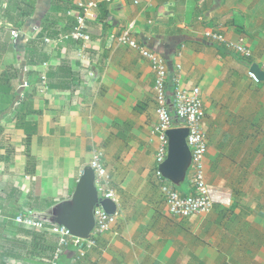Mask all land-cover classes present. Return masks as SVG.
Here are the masks:
<instances>
[{"label":"crops","instance_id":"obj_1","mask_svg":"<svg viewBox=\"0 0 264 264\" xmlns=\"http://www.w3.org/2000/svg\"><path fill=\"white\" fill-rule=\"evenodd\" d=\"M80 1L97 4L85 43L62 38ZM129 21L139 43L165 56L169 93L200 89L208 213L176 217L159 189L154 76L117 43ZM205 25L246 37L252 56L208 41ZM0 56L16 71L15 103L0 114V242L31 237L9 209L41 213L70 199L97 147L117 218L84 258L64 245L59 264H264V80L249 75L264 63V0H0ZM190 176L175 185L182 194L193 193ZM35 234L27 262L51 264L57 237ZM15 252L6 263L25 264Z\"/></svg>","mask_w":264,"mask_h":264},{"label":"built area","instance_id":"obj_2","mask_svg":"<svg viewBox=\"0 0 264 264\" xmlns=\"http://www.w3.org/2000/svg\"><path fill=\"white\" fill-rule=\"evenodd\" d=\"M96 5L94 1H80L77 3L78 11L74 15L75 24L73 29L71 32L62 35V38H70L83 43L89 41L87 17L95 16L93 9ZM201 20L204 19L201 18ZM135 29V21H129L118 35L117 43L137 50L149 62L154 76L153 90L157 123L153 131L158 137L155 150L157 164L155 175L159 181V189L169 212L176 217L208 213L212 208L213 200L211 189L206 181L208 140L203 128L205 111L200 89L195 87L189 90H181L176 87L172 93H169L167 87L169 68L165 56L147 45L139 43L134 36ZM202 35L208 41L221 44L245 59L252 56V50L244 36L229 39L215 25H205ZM45 40L49 41L48 39ZM260 69L264 71V63L260 66ZM249 75L254 77L251 72H249ZM172 127H186L188 129L186 141L191 153L189 166L191 171L190 182L193 188L191 194H182L178 191L174 184L161 174L158 168L166 157L168 143L166 131ZM103 158V150L94 147L89 166L95 174V187L98 197L99 200L110 199L117 204V197L110 186V176L103 164ZM23 212L27 214H23ZM23 212L14 217V223L33 230L47 231L57 237V244L50 261L51 264H59V255L62 247L66 244H72L75 247L74 259L84 258L88 251L96 246L98 237L108 231L115 223L118 214L117 209L114 213H108L100 204L96 205L93 210L95 216L94 228L90 231L88 238H79L70 234L64 226L43 222L33 217L31 212Z\"/></svg>","mask_w":264,"mask_h":264},{"label":"water","instance_id":"obj_3","mask_svg":"<svg viewBox=\"0 0 264 264\" xmlns=\"http://www.w3.org/2000/svg\"><path fill=\"white\" fill-rule=\"evenodd\" d=\"M250 72L257 80H264V71L258 64H252ZM187 135L186 127H172L166 131V157L158 168L174 185L181 183L189 170L191 153L186 141ZM98 204L108 213H114L117 209L110 199L99 200L95 174L89 166L82 171L70 199L62 200L44 212H34L31 215L43 222L64 226L73 236L88 238L95 226L93 210Z\"/></svg>","mask_w":264,"mask_h":264},{"label":"rangeland","instance_id":"obj_4","mask_svg":"<svg viewBox=\"0 0 264 264\" xmlns=\"http://www.w3.org/2000/svg\"><path fill=\"white\" fill-rule=\"evenodd\" d=\"M14 70H15V68L12 66V64L8 63L7 61H3V58L0 56V77H1L0 82L2 81L1 80L2 76L8 75L10 77V80L12 78H14L16 76V71H14ZM10 80L7 81V83L9 84V86H8L9 92L8 93L0 92V114L3 113L7 107H10V105L15 103V95L10 94V92H11L10 90L12 89V87H10V85H11ZM7 90H8V88H7ZM182 185L183 184H181L179 186L180 189H181ZM19 210H20V208H19ZM15 212H17L16 209H9L7 215L9 217H16L19 213L18 212L15 213ZM8 222L12 223L11 220H9ZM22 230L26 236L30 235L31 237L27 240H23L21 243H17L16 245H12V244L10 245V241L7 238L5 240H3L2 242H0V263H2L4 261L6 262V258L9 256V254L12 251H16L15 253L17 254V256L20 259H23L25 261V264H29L27 261L34 258L33 253H32V246L34 243L33 240H36V234L34 232L35 230L32 231L33 229H30L27 227H23ZM16 254H13V255H16Z\"/></svg>","mask_w":264,"mask_h":264},{"label":"trees","instance_id":"obj_5","mask_svg":"<svg viewBox=\"0 0 264 264\" xmlns=\"http://www.w3.org/2000/svg\"><path fill=\"white\" fill-rule=\"evenodd\" d=\"M2 76V75H1ZM1 78V77H0ZM2 81L0 82V92H3V93H8L9 92V84L7 83V81L10 80V77L8 75L6 76H2ZM8 88V90H7ZM20 103H22V101H20ZM30 136H31V133L29 131L26 130V138H25V145H26V148L28 147L29 145V140H30ZM175 186V185H174ZM17 212L21 213L23 211H20V210H17ZM23 214H27L25 212H23ZM34 231V230H32ZM35 232V231H34ZM36 241V240H35ZM32 253L35 254L36 253V242L33 243V246H32ZM0 264H7L5 261L0 263Z\"/></svg>","mask_w":264,"mask_h":264}]
</instances>
